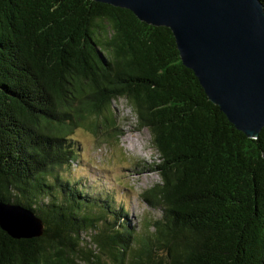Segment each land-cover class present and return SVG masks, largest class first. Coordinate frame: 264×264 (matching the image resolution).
<instances>
[{
	"label": "trees",
	"instance_id": "1",
	"mask_svg": "<svg viewBox=\"0 0 264 264\" xmlns=\"http://www.w3.org/2000/svg\"><path fill=\"white\" fill-rule=\"evenodd\" d=\"M120 98L159 157L140 199L160 216L141 230L68 175L77 129L116 137ZM0 202L44 222L39 238L0 229V264H264V128L230 123L166 27L92 0H0Z\"/></svg>",
	"mask_w": 264,
	"mask_h": 264
},
{
	"label": "water",
	"instance_id": "2",
	"mask_svg": "<svg viewBox=\"0 0 264 264\" xmlns=\"http://www.w3.org/2000/svg\"><path fill=\"white\" fill-rule=\"evenodd\" d=\"M92 1L168 28L208 99L246 137H258L264 128L263 0ZM0 229L14 240L39 238L44 222L27 207L0 202Z\"/></svg>",
	"mask_w": 264,
	"mask_h": 264
},
{
	"label": "rangeland",
	"instance_id": "3",
	"mask_svg": "<svg viewBox=\"0 0 264 264\" xmlns=\"http://www.w3.org/2000/svg\"><path fill=\"white\" fill-rule=\"evenodd\" d=\"M114 127L111 133L115 138L103 140L102 144L90 131L77 129L75 142L78 146L79 157L82 158L68 173L70 178H79L88 186L98 190L109 191L116 203L127 207L130 226L136 230L142 229L144 218H157L160 213L151 209L140 196L159 182L160 176L152 171L154 164L159 163L156 151L150 145L151 135L147 129H141L136 115L120 98L113 102ZM104 131L102 126L99 129ZM107 142V143H106ZM98 146V147H97ZM100 146V147H99ZM91 161V162H89ZM82 248L88 250L93 246L86 234H80ZM78 264H85L79 260Z\"/></svg>",
	"mask_w": 264,
	"mask_h": 264
}]
</instances>
